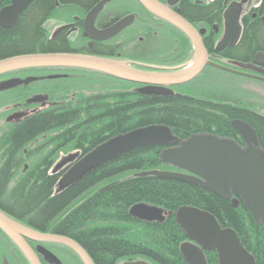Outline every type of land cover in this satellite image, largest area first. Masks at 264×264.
Segmentation results:
<instances>
[{
	"label": "trees",
	"instance_id": "obj_1",
	"mask_svg": "<svg viewBox=\"0 0 264 264\" xmlns=\"http://www.w3.org/2000/svg\"><path fill=\"white\" fill-rule=\"evenodd\" d=\"M50 1L37 0L29 6V10L42 3L50 4ZM261 7H264V0ZM20 21H28V18L21 15L18 24ZM16 26L10 30L0 29V60L16 56L24 50L34 53L71 52L66 46L63 48L49 41L46 33L41 39L35 32L23 28L18 31L19 36L11 37ZM22 43L25 45L23 49L20 47ZM257 51L264 53V24L259 17L244 25L237 45L224 54L233 61L249 63ZM117 94L111 95L110 106L103 97L102 102L107 105L102 110L107 119L103 122L65 124L59 116L60 112L55 109L34 115L19 125L16 143L38 134L57 133L63 128L66 134L78 133L77 142H91V149L118 134L151 125L170 128L180 140L197 134H212L238 141L230 124L238 119L253 129L264 149V116L251 113L241 103L229 99L217 102L216 98L210 102L198 100L194 103L186 98L157 97L138 92H131L124 99ZM82 103L89 104V99L85 98ZM68 126L70 128L67 129ZM161 150L160 147H146L123 154L87 172L76 185L58 197L48 199L49 194L39 186L35 188L38 190L36 194L34 191L20 194L16 199L11 198L10 202L19 214L29 215L39 226L59 213L62 217L61 235L83 246L95 264H115L116 260L130 256H140L155 264H187L179 252L186 236L174 218V213L184 206L204 210L222 227L231 228L245 250L253 255L255 264H264V224L257 225L243 205L233 208L230 200L221 199L199 186L153 176L134 177L139 172L167 168L161 163ZM109 181L113 185L99 192V184ZM78 194L77 206L72 209V203L66 206L64 213L60 212L62 206ZM139 203L167 212L165 220L162 223H146L132 218L129 209ZM55 221L52 220L53 224ZM207 260L208 264H216L215 257L208 256Z\"/></svg>",
	"mask_w": 264,
	"mask_h": 264
},
{
	"label": "flooded vegetation",
	"instance_id": "obj_2",
	"mask_svg": "<svg viewBox=\"0 0 264 264\" xmlns=\"http://www.w3.org/2000/svg\"><path fill=\"white\" fill-rule=\"evenodd\" d=\"M36 1H33L31 4ZM102 1L104 0H55L56 7H53L49 14H43L44 16H48V18H43L46 20L41 22V25H44L48 40L57 44L71 46L72 48L67 50H70L72 53L88 54L123 62L129 67L142 72L163 73L167 69L173 71L177 67H184L192 60L193 47L191 41L178 28L162 18L151 14L137 0H117L119 2L110 0L106 2L103 8L96 13L93 20V28L96 32L92 31V29H86L85 21L87 16ZM156 1L188 22L200 37L202 46L208 55V65L206 64L194 80L183 85H193L197 79L203 77L205 71L215 73L221 69L223 71L225 59L220 57V55L224 54L226 50L234 48L236 45L226 50L223 49L218 54H216L215 48L224 35V13L226 9L231 3L240 2L241 0ZM261 1L245 0L242 2L239 13L242 27L244 24L252 21L257 14L261 15L264 13ZM10 4L11 0H3L0 10ZM31 4L18 14L15 24L9 28L1 27L0 29H12L18 24L19 18L26 9H29ZM123 19L127 20V26L113 37L102 38L97 33L109 30ZM49 26H52V28L48 30ZM253 60L246 64L254 63ZM231 61L233 62V60ZM215 64L218 67H215ZM61 70L63 72L60 74L61 78L58 79L59 84L49 79L54 74L50 70L30 72L25 69L0 76V83L13 79L25 80L29 77L35 78L33 82L26 85L21 84L0 92V211L7 218L24 228L40 234L54 236H62V231L60 230L62 217H59V213L45 220L43 226H39L32 221V217L19 214L15 210V207H7L6 203L11 198L16 199L20 194L23 195L32 191L36 194L38 190L35 188L39 186L49 194L48 199L63 194L66 189L76 185L80 181L79 179L66 187L60 186L62 177L79 161L81 156L85 154V151L76 149L72 152L75 154H60V157L54 163H51L49 155H54L56 148L62 146L63 143L60 146H56L54 150L50 148L34 149V143H30L29 145H25L19 152L15 147V139L13 137L11 139L10 137L12 132L9 129L23 124L37 114L54 111L55 109L60 113L69 111L68 102H75L77 106H80V101L87 98L89 99V104L98 107L99 101H102L103 97H106V102H109L112 95V91L102 94L94 93V87H91L90 84L81 85L79 78L82 77L79 76V78L75 79V76L80 71L71 69ZM233 70L242 76L245 75L247 78H250L251 80H248L249 83L255 86L258 85L264 92V64L258 71L244 69L240 66H236ZM127 86L129 87V85ZM102 87L107 88L104 85ZM138 87L141 88L142 86L138 85ZM138 87L130 88V90L135 91ZM124 89L127 91L126 88ZM124 89L123 92L125 91ZM170 90L173 93L171 96H187V94L184 95L182 93L181 86L171 87ZM198 94L199 92L190 93L191 96H197ZM34 96H41L45 99L39 102H32L31 99ZM216 99L217 101L225 100L218 97ZM108 106L110 105L108 104ZM69 120L75 122L70 117ZM41 139L42 141L40 142L44 141L41 144L49 143L44 137ZM236 143L240 147H244L241 139L236 141ZM259 148L264 152L260 144ZM79 199L72 202L74 203L72 209L77 206L75 204ZM239 205H242V203L238 202L237 206ZM65 209L66 207L62 206V211L60 212L64 213ZM52 220H56L55 224H53ZM25 242L34 253L39 264H53L39 252V248H44L53 254L60 261V264H83L79 256L65 245L48 241L25 240ZM82 248L92 264H95L93 257L83 246ZM202 254L204 264H208V256L215 257L216 264H218L215 252L202 251ZM139 263L155 264V262L140 256L120 258L116 260L115 264ZM0 264H31L1 230Z\"/></svg>",
	"mask_w": 264,
	"mask_h": 264
},
{
	"label": "water",
	"instance_id": "obj_3",
	"mask_svg": "<svg viewBox=\"0 0 264 264\" xmlns=\"http://www.w3.org/2000/svg\"><path fill=\"white\" fill-rule=\"evenodd\" d=\"M35 0H11V4L0 10V26L9 28L17 21L18 14ZM110 0L100 2L87 16L86 29L93 28V20L100 8ZM145 8L178 28L193 44L194 53L191 65L173 73L142 72L123 62L105 58L72 54L49 53L31 56H17L0 60V76L32 67L75 69L107 76L141 86L145 95L171 96L172 92L162 89L166 86H178L190 82L208 63L206 52L196 31L181 17L154 0H138ZM3 0H0V5ZM240 4L231 3L224 13V35L218 49L235 46L239 41L240 26L238 18ZM264 21V17L262 18ZM123 19L105 32H97L102 38L113 37L127 26ZM264 54L258 53L254 65L236 64L244 69L257 70L263 65ZM35 78L13 79L0 83V92L26 85ZM38 96L32 102L43 101ZM232 128L240 136L244 147L229 140L218 139L210 135H193L185 141L178 140L171 130L162 125L138 128L110 138L97 146L66 172L60 181L66 187L79 180L87 172L108 163L128 152L146 147L164 146L160 154L162 163L181 170L182 173L151 172L161 179L174 180L199 186L215 196L230 200L233 207L241 202L257 225L264 224V152L260 150L253 129L241 121H233ZM177 143V146H172ZM129 214L146 223H162L167 215L160 208L148 205L133 206ZM180 230L191 241L181 244L180 255L187 264H204L202 251L215 252L218 264H255L240 243L236 233L229 227H222L208 212L193 207H181L175 214ZM0 230L20 250L31 264H39L25 240L37 242H55L73 250L83 264H92L87 254L72 240L63 236L40 234L24 228L0 211ZM39 252L51 263L60 261L44 248ZM140 264V263H139Z\"/></svg>",
	"mask_w": 264,
	"mask_h": 264
},
{
	"label": "bare ground",
	"instance_id": "obj_4",
	"mask_svg": "<svg viewBox=\"0 0 264 264\" xmlns=\"http://www.w3.org/2000/svg\"><path fill=\"white\" fill-rule=\"evenodd\" d=\"M138 1V0H137ZM155 2H157L156 0H154ZM243 1H245V0H241L240 2H235V3H238V4H240V7H241V4H242V2ZM114 2H119V1H117V0H115ZM139 2V1H138ZM140 3V2H139ZM158 3V2H157ZM141 4V3H140ZM142 6H144L143 4H141ZM53 7H56V5H55V0H51L50 1V4H46V3H42V4H40V5H38V6H36V8H34V9H32V11L31 10H29V9H26V11L23 13V17H26V18H28V21H26V22H20L19 24H17V26H16V30H15V32H13V34L11 35V37H15V36H17L18 35V31H20L21 29H28L29 31H32V33L33 32H35L36 34H38L39 36H40V38L41 39H44L45 38V30H44V25H41V22H43V21H45L47 18H48V16H44L43 14H49L50 12H51V10L53 9ZM145 7V6H144ZM103 8V6L100 8V10ZM163 8H165V9H167L166 7H163ZM171 12V11H170ZM151 14H153V15H155L154 13H152V12H150ZM173 13V12H172ZM173 14H175V13H173ZM175 15H177V14H175ZM155 16H157V15H155ZM159 17V16H158ZM180 17V16H179ZM256 17H259V19H260V21L264 24V21L262 20V18L264 17V13L263 14H261V15H259V14H257L256 15ZM43 18H46V19H43ZM254 19V18H253ZM188 23V22H187ZM238 24H239V26H240V35H239V40H240V38H241V36H242V32H243V29H244V26L242 27V25L240 24V18H238ZM245 25V24H244ZM0 28H1V26H0ZM50 29V26H49V28H48V30ZM224 30H225V25H224ZM94 32H96L95 30H94ZM224 34V33H223ZM19 36V35H18ZM13 39V38H12ZM17 40V39H16ZM21 40V39H20ZM221 41H222V39L220 40V42L218 43V45L221 43ZM218 45H217V47H218ZM237 45V44H236ZM60 46H62L63 48L66 46V48L67 49H70V48H72L71 46H69V45H65V44H60ZM20 47L22 48V47H25V45H23V43L20 45ZM192 47H193V44H192ZM215 48V52H216V54H218V52H220L221 50H226V49H228V48H230V46H226V47H223L222 49H218V48ZM204 48V47H203ZM23 49V48H22ZM204 51H205V49H204ZM206 52V51H205ZM49 53H53V52H47V53H34V52H29V51H26V50H24V51H20V54H18V55H16V56H13V57H17V56H31V55H38V54H49ZM67 53H72V52H67ZM193 53H194V47H193ZM258 53H262V54H264L263 52H260V51H257V52H255V56L258 54ZM72 54H76V53H72ZM215 54V53H214ZM81 55H87V56H91V55H88V54H81ZM219 55H220V53H219ZM206 56H207V59H208V55H207V53H206ZM93 57H97V56H93ZM220 57H222V58H224L225 60H224V66H223V71H222V69L220 70V71H218L217 73H215V72H212V71H205V73H204V75H203V78L201 77V78H199V79H197L194 83H193V85H178V86H181V88H182V93L184 94V95H186L187 94V96H181V97H176V98H186L187 100H190V101H194V103L195 102H198V100L199 101H201V102H210V100H213V98H224V99H229L230 101H232V102H236V103H238V104H243V105H245L246 107V109L248 110V111H250L251 113H253V114H259V115H261V116H264V114H263V112L262 111H264V107H263V105H264V99H261V101H260V103H259V105H256L255 104V102L253 103V101L254 100H246V101H244V102H242V101H239V100H236V99H234V98H230V97H227V96H225V94H223V93H214V92H211V93H209V92H207V91H203V89L202 88H204V86H203V81L204 80H206V79H204L205 77H207V75H209L210 74V76H209V78H210V82H212V83H215V81H218L219 80V76L218 75H220V74H222V72H227V73H232V75H236V76H238V77H240V81H239V83L237 84V87H238V89H243L245 92H247V93H251V91H249V89H247L246 88V86H254V84H251V83H249V81L248 80H251L250 78H247V76H245V75H241V74H239L238 72H236V71H234L233 70V68H235L236 66H235V64H241V65H249V64H246V63H240V62H236V61H231V59H228V58H226V56H225V54H222V55H220ZM10 58V57H9ZM99 58H101V57H99ZM255 58V57H254ZM4 59H7V58H3V59H1V60H4ZM105 59H107V58H105ZM109 60H111V59H109ZM253 60V59H252ZM254 61V60H253ZM261 61H263V63H264V59L263 60H261ZM208 63H209V60H208ZM208 63H207V65H208ZM191 65V62L189 61L184 67H182V68H179V67H177V68H175V69H173V71L171 70V69H167V71H165V72H163V73H173V72H178V71H180V70H183V69H186L187 67H189ZM251 65H254V63H251ZM206 66V65H205ZM204 66V67H205ZM217 65L215 64V67H216ZM263 65H261L260 67H259V69H257V70H253V69H251L252 71H258V70H260V68L262 67ZM218 67V66H217ZM53 69V70H52ZM204 69V68H203ZM202 69V70H203ZM27 71H30V72H37V71H48V70H50V71H53L54 72V74L53 75H51L50 77H49V79L50 80H53V82H58V83H60L59 81H58V79H60L61 78V76H60V74L63 72V70H61V68H44V67H32V68H28V69H26ZM71 70H75V69H71ZM201 70V71H202ZM75 71H80V72H87V73H92V74H95L96 76H100V77H103V79H106V80H108V81H112V82H117V86H123L124 88H126L127 89V91L122 87V88H118L117 89V91H119V92H122V93H118V92H115V93H118L117 94V96L119 95V96H123V98L124 99H126L127 98V96L129 95V93H131V92H138V93H140V94H142L141 92H140V90H141V88H144L145 86H142L141 88L140 87H138V86H127V84H126V82L125 81H122V80H119V79H116V78H113V77H110V76H107V75H105V74H101V73H94V72H88V71H83V70H75ZM159 73H161V72H159ZM34 74V73H33ZM200 74V73H199ZM198 74V75H199ZM197 75V76H198ZM196 76V77H197ZM217 76V77H216ZM195 77V78H196ZM29 78H32V77H29ZM195 78H193L192 80H194ZM191 80V81H192ZM190 81V82H191ZM67 83V82H66ZM189 83V82H188ZM141 86V85H140ZM128 87V88H127ZM133 87H138L135 91H131L130 90V88H133ZM171 87H175V86H166V87H163L162 89H165V90H169V91H171L170 90V88ZM123 89L125 90L124 92H123ZM172 92V91H171ZM191 92H199V94H198V96L199 97H197V96H191L190 95V93ZM200 93H208V94H200ZM173 94V93H172ZM251 94H253V93H251ZM142 95H145V94H142ZM254 95V94H253ZM150 96H156V95H150ZM160 96V95H159ZM159 96H157V97H159ZM255 96V95H254ZM37 96H34L31 100H33L34 98H36ZM160 97H175V96H165V95H162V96H160ZM112 97H110V101L109 102H107L108 104H110V102H111V99ZM257 98V97H256ZM31 100H29V101H31ZM217 102H219V101H217ZM221 102H224V101H221ZM220 102V103H221ZM104 104V105H103ZM68 110L69 111H64V112H62V113H60L59 114V116H60V118H62V120L64 121L63 123H65V124H70L71 123V121L69 120V117L73 120V121H75V123H76V125H78V124H80V123H87V122H89V123H93V122H97V121H99V122H103V121H105V120H107L106 118H105V116H104V112L102 111V110H104L103 109V106H105V107H107V105H106V103L105 102H102V101H99V106L98 107H95L94 105H91V104H83L82 103V101H80V106H77L76 104H75V102H68ZM233 121H241V122H243L242 120H238V119H234V120H232L231 121V123L233 122ZM25 123V122H24ZM230 123V124H231ZM162 126H164V125H162ZM166 127V126H165ZM232 127V126H231ZM68 128H70V126H68L67 127V129ZM168 128V127H167ZM17 129V130H16ZM170 129V128H169ZM171 130V129H170ZM9 131H11L12 132V134H11V139H12V137H13V139H16V136H17V133H18V126H16V127H13V128H10L9 129ZM235 131V130H234ZM172 132V131H171ZM236 132V131H235ZM255 133V132H254ZM61 134V135H60ZM236 134H237V132H236ZM70 135H72L70 138H69V136ZM66 134V132H65V129H63V128H61L57 133H49V134H47V133H44V134H38V135H36V136H32V137H30V138H26V140H23V142H20L19 144H17L16 143V140H15V147H16V150H22L24 147H25V145H29L30 143H34V145H33V147H34V149H39V150H41V149H43V148H47V149H51V150H54L55 149V147L56 146H60L61 145V143H63L62 144V146H60V147H58V148H56V150L54 151V155H49V157H50V162L51 163H54L55 161H56V159L58 158V156H59V152H60V150L62 149L63 151H65V150H68L70 153H72L74 150H76V149H80V150H83V151H85L84 153L85 154H83L82 156H81V158L79 159V161L83 158V157H85L87 154H89L90 152H92L96 147H93V148H91V149H89L90 148V146H91V142H77L78 141V139H79V137H78V133L76 134V133H74V134ZM118 135H120V134H118ZM174 135V134H173ZM197 135H210V136H213V137H216V138H218V139H223V140H229V141H233V142H235L236 143V141H234V140H231V139H227V138H223V137H218V136H215V135H212V134H197ZM256 135V134H255ZM59 136V138H62L63 139V137L65 138V137H67L66 139H64V140H61L60 139V141H59V139H57V137ZM117 136V135H116ZM175 136V135H174ZM193 136V135H192ZM237 136H238V140L239 139H241L240 138V136L237 134ZM45 138V140H47V141H49V143H46V144H41V143H43V142H40V141H42V139L41 138ZM115 137V136H114ZM176 137V136H175ZM191 137V136H190ZM111 138H113V137H111ZM178 140H180L178 137H176ZM256 138H257V136H256ZM110 139V138H109ZM109 139H107V140H109ZM188 139V138H187ZM187 139H185V140H187ZM106 140V141H107ZM185 140H180V141H185ZM106 141H104V142H106ZM242 141V140H241ZM257 141H258V138H257ZM103 142V143H104ZM243 142V141H242ZM73 143H75L74 145H73ZM102 144V143H101ZM100 144V145H101ZM244 144V143H243ZM45 145V146H44ZM178 144L177 143H175L174 145H172L173 147L174 146H177ZM8 146V145H7ZM65 146H67V147H65ZM155 147H160V148H162V150L163 149H165L166 147H164V146H155ZM69 149H71V150H69ZM162 150H161V152H162ZM19 151V152H20ZM67 151V152H68ZM68 152V153H69ZM161 152H160V154H161ZM73 154H75V153H73ZM160 157V156H159ZM116 159V158H115ZM162 163V162H161ZM106 164V163H105ZM162 165H164V166H166L167 168H165V169H153V170H150V171H143V172H139L138 174H134V177H144V176H153V177H156V176H154V175H151V172H154V171H156V172H172V173H182L181 172V170H178V169H176V168H171V167H169V166H167L166 164H164V163H162ZM44 178V177H43ZM156 178H158V177H156ZM158 179H161V178H158ZM161 180H166V179H161ZM174 181V180H173ZM113 185V182H104V183H100L99 184V186H98V191L99 192H101V191H103V190H105V189H107L108 187H110V186H112ZM27 193H24V195H26ZM79 197H80V195L78 194V195H76L75 197H73V198H71L69 201H68V203L64 206V207H66V206H68V205H73L72 204V202H74V201H76L77 199H79ZM140 204H142V205H146V204H144V203H139V204H136V205H140ZM136 205H134V206H136ZM232 205V204H231ZM6 206L7 207H11V206H13V203L12 202H8V203H6ZM133 207V206H132ZM131 207V208H132ZM233 207V206H232ZM238 206H236V207H233V208H237ZM130 208V209H131ZM130 209H129V211H130ZM16 210V209H15ZM247 211V210H246ZM165 212V211H164ZM248 212V211H247ZM167 213V212H166ZM249 213V212H248ZM175 214V213H174ZM130 215V214H129ZM131 216V215H130ZM132 217V216H131ZM132 218H134V217H132ZM252 218V217H251ZM134 219H136V218H134ZM137 221H139L140 222V220H138V219H136ZM164 220H165V218H164ZM253 220V219H252ZM254 221V220H253ZM221 226V225H220ZM184 234V233H183ZM185 235V234H184ZM186 236V235H185ZM63 237H65V238H68V239H70V240H72V241H74L73 239H71V238H69V237H66V236H63ZM82 250H83V248H82V246L79 244V243H77L76 241H74ZM187 242H190L191 243V241L188 239V237H186V240L183 242V243H181V244H184V243H187ZM180 244V245H181ZM180 247V246H179ZM73 251V250H72ZM84 251V250H83ZM255 260V259H254Z\"/></svg>",
	"mask_w": 264,
	"mask_h": 264
},
{
	"label": "rangeland",
	"instance_id": "obj_5",
	"mask_svg": "<svg viewBox=\"0 0 264 264\" xmlns=\"http://www.w3.org/2000/svg\"><path fill=\"white\" fill-rule=\"evenodd\" d=\"M52 28V26H50V29ZM81 74V75H79ZM78 75L75 76V79H77V77L79 78V76H81L82 78H79V83L82 85H89L91 87H94V93H107L109 91H112V94L115 92H119L116 89L118 88H122L123 86H117V82H112V81H108L106 79H103V77L100 76H96L95 74L92 73H87V72H79ZM210 74L207 75V77H205L203 81V86L204 88L203 91H207L209 93L214 92V93H223L225 94V96L230 97V98H234L236 100L239 101H246V100H254L253 103L255 102L256 105H259L261 99H264V92L257 86H246L247 89H249V91H251V93H247L245 92L243 89H238L237 84L240 81V77L236 76V75H232L230 73L227 72H222V74L218 75L219 76V80L215 81V83L210 82V78H209ZM217 77V76H216ZM203 78V77H202ZM62 83H66V82H62ZM77 83V82H75ZM59 84V83H56ZM78 84V83H77ZM95 84V85H94ZM106 86L107 88H103L102 85ZM74 85V84H73ZM88 88V87H87ZM109 89V90H107ZM200 94H208V93H200ZM197 97H199L197 95ZM257 97V98H256ZM264 107V105H263ZM264 114V111H262ZM69 152V151H68ZM68 152L63 151L62 149L60 150V152L58 153L60 157V154H68ZM70 153V152H69ZM73 154V153H72Z\"/></svg>",
	"mask_w": 264,
	"mask_h": 264
}]
</instances>
